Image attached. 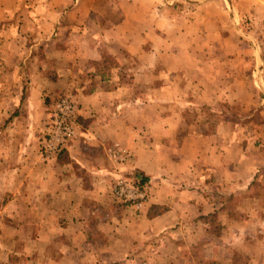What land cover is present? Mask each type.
I'll return each mask as SVG.
<instances>
[{"label": "crops", "instance_id": "obj_1", "mask_svg": "<svg viewBox=\"0 0 264 264\" xmlns=\"http://www.w3.org/2000/svg\"><path fill=\"white\" fill-rule=\"evenodd\" d=\"M201 36L257 106L194 133L161 103L207 83ZM59 97L77 127L46 157ZM133 172L145 202L115 200ZM0 264H264V0H0Z\"/></svg>", "mask_w": 264, "mask_h": 264}, {"label": "rangeland", "instance_id": "obj_2", "mask_svg": "<svg viewBox=\"0 0 264 264\" xmlns=\"http://www.w3.org/2000/svg\"><path fill=\"white\" fill-rule=\"evenodd\" d=\"M179 12L184 11L183 8L178 9ZM205 42L203 41V37H197L195 39V44L192 46H199V47H206L204 44H208V46L212 47L209 56L211 59L206 62L205 64V69L203 70L201 76L195 74L193 71L191 72L194 75V78L196 81H199L202 79L203 85H196L195 86V91L193 94L192 98H187L184 100H177L173 102L172 104L171 101L166 102V103H161L162 104V109L164 111H167L168 114H173L172 111H174V114L178 120L182 121L181 117L186 120L188 123L189 129L197 133L198 130H201L202 128L205 129L206 131H212L214 126L218 124L220 121H224L230 126L238 125L240 123L241 119H245V115L251 110V108H256L257 106L255 103L253 105L248 104L246 105V102H237L233 98L230 99V95L235 92V84L234 80L235 78H241L245 74V69L246 66L243 64V67H235L234 63V58L233 55L231 54V57H227L226 62L224 63V59H218V48H219V42L218 37L216 38H204ZM222 39V38H221ZM191 40L188 41V44H193V42L190 43ZM227 42H234L233 37L227 38ZM234 44L232 43L231 46ZM230 46V47H231ZM200 55V53L198 54ZM196 55V56H198ZM206 61V60H205ZM233 61V62H231ZM108 63H111L109 61ZM220 65L222 66L221 68ZM218 69H220L221 73L218 75ZM104 73L106 70H102ZM120 74L122 75L123 69L121 70L120 68ZM133 70L128 71L127 73L130 75L132 74ZM169 72V71H164ZM190 74V75H192ZM198 77H201L198 78ZM203 77V78H202ZM227 78V85H225L224 80ZM216 80L219 84H216ZM219 80H221L219 82ZM127 78L125 83H127ZM223 81V82H222ZM205 87V92L209 94L212 99V103L208 105H202L200 104V100H196L197 93H202V89ZM139 86L133 85L131 90H135L133 93H136L138 91ZM149 88H152L149 85H146V93H147V98H142V102L144 105L149 108L153 106V101L152 99L149 98V95L152 93ZM246 89L250 91V88L247 86ZM144 90L142 89L140 93H143ZM226 92V96L221 94L219 96V93ZM67 96V95H66ZM71 100V98L69 97ZM73 102V101H72ZM160 103L159 101H157ZM74 103V102H73ZM144 106V107H145ZM241 115V116H239ZM180 116V117H179ZM186 124V123H182ZM183 126V125H180Z\"/></svg>", "mask_w": 264, "mask_h": 264}, {"label": "built area", "instance_id": "obj_3", "mask_svg": "<svg viewBox=\"0 0 264 264\" xmlns=\"http://www.w3.org/2000/svg\"><path fill=\"white\" fill-rule=\"evenodd\" d=\"M77 107L67 97L57 98L51 108L50 128L45 142V156L56 155L75 136L77 127ZM113 197L127 204L145 202L147 195L142 189H138L125 180L117 181L113 186Z\"/></svg>", "mask_w": 264, "mask_h": 264}, {"label": "trees", "instance_id": "obj_4", "mask_svg": "<svg viewBox=\"0 0 264 264\" xmlns=\"http://www.w3.org/2000/svg\"><path fill=\"white\" fill-rule=\"evenodd\" d=\"M128 178H129V181H131L132 184L138 188H141L146 182V178L142 174L137 173V172H133L129 174Z\"/></svg>", "mask_w": 264, "mask_h": 264}]
</instances>
